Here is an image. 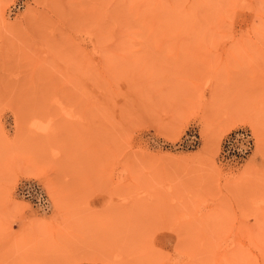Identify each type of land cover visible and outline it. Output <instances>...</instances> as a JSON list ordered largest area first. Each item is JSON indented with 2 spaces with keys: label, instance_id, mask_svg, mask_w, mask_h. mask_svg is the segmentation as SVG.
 <instances>
[{
  "label": "rangeland",
  "instance_id": "1",
  "mask_svg": "<svg viewBox=\"0 0 264 264\" xmlns=\"http://www.w3.org/2000/svg\"><path fill=\"white\" fill-rule=\"evenodd\" d=\"M115 255L264 264V0H0V264Z\"/></svg>",
  "mask_w": 264,
  "mask_h": 264
},
{
  "label": "clouds",
  "instance_id": "2",
  "mask_svg": "<svg viewBox=\"0 0 264 264\" xmlns=\"http://www.w3.org/2000/svg\"><path fill=\"white\" fill-rule=\"evenodd\" d=\"M53 104H55L61 111V114L65 117V119H70V120H80L81 117L78 114H75V109H69L63 105V103L58 99L54 98L52 101ZM54 119L52 117H49L47 119H40L37 117H34L31 119L28 123V127L31 131L39 134L46 136L50 132L53 131V126H54ZM51 155L54 159L59 158L60 152L57 149H53L51 152ZM126 202V201H124ZM121 260V257L119 255H115L113 257V262H119Z\"/></svg>",
  "mask_w": 264,
  "mask_h": 264
},
{
  "label": "built area",
  "instance_id": "3",
  "mask_svg": "<svg viewBox=\"0 0 264 264\" xmlns=\"http://www.w3.org/2000/svg\"><path fill=\"white\" fill-rule=\"evenodd\" d=\"M239 140L243 145H245V151H248L252 144L250 134L241 132L240 135H237L235 137L230 136L224 141L223 147H222V155H225L226 152H228L229 149L234 145V143H236Z\"/></svg>",
  "mask_w": 264,
  "mask_h": 264
}]
</instances>
